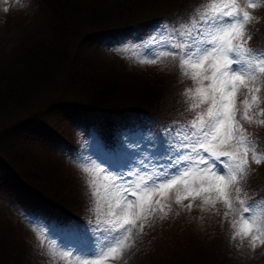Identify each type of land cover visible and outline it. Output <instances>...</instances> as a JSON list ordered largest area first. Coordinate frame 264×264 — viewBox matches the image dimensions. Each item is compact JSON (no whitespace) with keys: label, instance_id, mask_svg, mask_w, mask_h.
Masks as SVG:
<instances>
[{"label":"snow or ice","instance_id":"obj_1","mask_svg":"<svg viewBox=\"0 0 264 264\" xmlns=\"http://www.w3.org/2000/svg\"><path fill=\"white\" fill-rule=\"evenodd\" d=\"M261 7L264 0H206L186 16L160 18L155 31L175 39L160 41L157 51L159 38L151 36L137 59L151 65L169 57L177 62L180 77L193 82L181 92L193 116L183 128L157 130L156 141L148 142L151 150L131 139L132 130L123 134L126 158L98 169L110 174L103 193L95 178L85 181L95 219L59 225L56 235L42 233L41 245H50L53 259L121 260L135 237L155 219L167 218L173 204L212 212L227 223L229 243L238 249L264 246V196L249 199L242 187L252 165L264 164V142L249 131L252 125L264 126V47L250 43L251 25L259 22L255 10ZM81 171L90 176L92 168L82 165Z\"/></svg>","mask_w":264,"mask_h":264},{"label":"rangeland","instance_id":"obj_2","mask_svg":"<svg viewBox=\"0 0 264 264\" xmlns=\"http://www.w3.org/2000/svg\"><path fill=\"white\" fill-rule=\"evenodd\" d=\"M99 1L89 0L88 4L95 6ZM194 1L196 0H162L159 13H168L162 17H173L177 13L186 16L198 4L206 2H197L189 9H182L183 11H173V9L187 6ZM5 8L8 10L5 11ZM255 11L259 22L254 21L251 28L258 30L257 32L264 31V7ZM51 15L50 9L45 5L41 7L39 0H0V71L9 69L10 64L23 61L17 65L18 68L26 60H29L36 50L44 46H55L56 51L63 55L57 56L60 66L53 69L55 72L51 79L53 84L45 86V83L41 82V90L35 91L31 95H28L27 87L19 89L17 93L23 95L24 98L18 101L16 107L3 109L5 112H1L2 109H0V141L5 140L6 144L9 133L20 130L18 125L22 118L35 115L36 112H41L52 104H61L64 101L81 105L76 107L100 110L102 115L103 113L107 115L110 112H118L126 106L128 108L126 121H128L130 114L133 113L134 105H123L124 103L120 102L117 106L118 97L114 98L112 102L101 99L94 93L96 91H90L91 88L87 84L86 78L89 79L91 75L110 71H119L115 73L122 76L120 86L124 96H126V88L133 94L140 92L144 96L152 94L159 84L165 85L169 89L172 100V116L166 119L170 116L169 114L164 116L158 114L157 130L163 132L166 127L171 128L176 124L183 128L186 122L192 118L193 113L186 110L183 99L179 100L177 104L173 102L177 97L179 99L185 88L193 86L190 79L180 77L179 69L176 67L177 62L169 57L158 64L151 65L140 63L137 59L152 43L149 39L151 36L159 38L156 41L157 51L162 47L160 41L169 42L175 39L168 33L160 35L158 31H155L157 24L143 32L138 29L131 33L124 31L116 36L115 39L120 38L116 45L110 48L102 46L99 49L96 42H91L89 45L90 41H86L85 38L79 39L81 33L87 35L91 28L78 32L75 26L66 22V30L68 29L71 38L67 42L68 47L63 51L60 44L51 43L57 33V30L51 26L50 22L53 20ZM250 43L254 47H264V39L261 34H254L253 42ZM31 49V53L22 59ZM83 72L85 74H82ZM75 74L76 77L73 78L72 76ZM131 101L145 105L139 110L144 117H148L150 114L148 102L143 98ZM67 110L58 109L48 116V119L57 125L62 139L57 138L56 142L50 139L45 140L41 137L43 135L39 134V138L34 140L32 131L24 130L27 135H21V139L17 141V144H14V147L18 153L17 156H19L20 166L26 167L31 164L36 171L42 174L46 170L51 178L59 183L61 189L65 191L66 197L73 203L76 213L83 218L82 221L76 219L72 222L84 223L95 219L91 209L96 206L94 199L89 195L86 179L95 178L97 186L103 193V190L108 186L110 174L98 171V169H107L109 164L114 165L117 160L126 158V153L121 148L123 134L132 130L131 139L141 140L151 150V145L148 142L156 141L157 131L142 122L130 127H118L113 124V140L116 141V144L114 147L108 148L104 145L107 137L102 136L107 134L105 130H101L99 125L88 123L87 120L79 121L76 119L77 115H72V110ZM119 116L122 117L121 114ZM260 118L264 119V117ZM23 136L29 139L22 138ZM131 146L129 144V147ZM142 156L148 157L149 153L144 152ZM26 160L33 161V163H26ZM82 165L92 168L90 176H85L82 173ZM263 176L264 166L258 167V171L254 175L252 171V174L250 173L247 177L242 184L244 191L248 194L247 198L256 196L249 193L250 187L264 186ZM64 178L67 179L68 190L61 183ZM42 184L40 185L45 188ZM17 196L19 194L15 189L8 190L5 184L0 182V246L2 247H0V257L3 254L16 255V252L21 250L25 252L26 256H32L31 264H76L71 257L53 259L48 250L50 245L47 243L41 245L42 233L45 229L56 235L61 223L55 218L48 220L43 211L34 212L30 200ZM172 207L173 211L167 218L155 219L151 226L145 227L143 234L135 237V245L124 254L123 259L109 261V264H124L125 260L127 264L165 263L173 260L175 258L173 255L178 250H181L179 256L186 264H264V246L258 247L255 251H252L247 245L239 249L233 246L229 243V227L227 223H222L219 217L216 219L218 223L208 222L192 228L182 222L180 217L174 216L175 213H179L176 211L180 210V207L175 204ZM101 208H103V201H101ZM193 212H197L201 216L208 214V212L200 210ZM30 221L36 222L35 227L38 231H34V225ZM154 236L158 240L156 245L153 242ZM64 239L66 240V237ZM176 259L177 257L174 264H177Z\"/></svg>","mask_w":264,"mask_h":264},{"label":"trees","instance_id":"obj_3","mask_svg":"<svg viewBox=\"0 0 264 264\" xmlns=\"http://www.w3.org/2000/svg\"><path fill=\"white\" fill-rule=\"evenodd\" d=\"M161 1L162 0H100L97 5L92 6L88 4L89 0H39L41 7L45 5L50 9L52 14L51 17L53 18L50 23L53 29L57 30L51 43L54 45L60 44L63 51L68 47L67 42H69L71 38L68 29L66 30V22H69V25L75 26L78 32L91 28L92 30L90 29L87 35H82L81 33L79 38H85L86 41H90L89 45L91 42H96L99 49H101L102 46L110 48L116 45L120 39H115L118 34L124 31H126V33H131L135 29L143 32L157 24L163 15L168 14L159 13L162 4ZM201 1L206 0H196L187 6L173 9V11L189 9L197 2ZM253 33L261 34L264 39V31L261 30L257 32L253 29ZM251 42H253V40ZM31 51L32 49L26 53L22 59H25ZM57 56L63 55H60L56 51L55 46H44L36 50L31 58L26 60L25 63L18 68L17 65L21 64L23 61L10 64L9 69L0 71L1 112H5L3 109L6 108L13 109L16 107L18 101L24 98L23 95L17 93L19 89L27 87L29 91L28 95H31L33 92L41 90V82H44L45 86L51 85V79L55 75L53 69H57V67L60 66V63L57 62ZM115 72L119 71L102 72L100 74L91 75L89 79L86 78L88 81L87 84L91 88L90 91H96L94 93L101 99L111 100L112 102L114 98L118 97L117 106L120 102H123V105H134L133 113L130 114L128 121H126L128 109L126 106L118 112H110L107 115L103 113L102 115V111L100 110L85 107L80 108L76 106L81 105L64 101L61 104H52L45 110L36 112L35 115L22 118V121H20L21 123L19 122L20 125H18L20 130L11 131L6 144L5 140L0 141V182L5 184L8 190H11V188L15 189L19 194V196H17L18 198L30 200L32 210L34 212L43 211L47 215L48 220L55 218L62 225L75 221L76 219L82 221L83 218L76 213L73 207L74 205L66 197L65 191L61 189L56 180L51 178L46 170L45 173L42 174L36 171L35 167L31 164L28 166L26 165V167L20 166L18 163L19 156H17L18 153L16 152L14 144H17V141L21 139V135H27V132H24V130H31L34 140L39 138V134H42L43 136L41 137L45 140L50 139L56 142L58 140L57 138L62 139V136L58 131L57 125L52 120H49L48 116L51 112L58 109H70L72 110V115H77L76 119L79 121L83 122L87 120L88 123L99 125L101 130H105L107 134L102 135L103 137H107L105 143L110 147H114L116 141L113 140V124L118 125V127H130L138 122H142L147 123V127L157 131L158 114L160 116L169 114L170 116L167 118L165 117L166 119L172 116V100L169 95V89H167L165 85L159 84L152 91V94L150 93L145 96L140 92L138 94H133L126 88V96H124L120 86L122 76ZM82 74L85 73L83 72ZM72 77L75 78L76 74ZM261 96H264V90H262ZM139 98H143L144 101L149 104L150 114L148 117H144L143 113L139 110L140 107L145 105L131 101ZM181 99H183L182 96H180L179 99L177 97L173 102L177 104ZM119 114H121L122 117L119 116ZM101 117L103 118L101 119ZM256 126L258 125H252L249 131L253 134V137L258 136L259 139L264 142V126H258L254 129ZM35 133L36 135H34ZM22 138L29 139L26 136ZM28 162L33 163V161L26 160V163ZM262 166H264V164L259 166L253 164V175L258 171V167ZM44 179L49 181H45ZM66 180V178L62 179L61 183L65 189L68 190ZM42 183L45 188L40 185ZM249 193L256 196H264V186L254 185L250 187ZM197 210L199 209L194 207L193 210L189 212L180 208V210L176 211L179 212V215L177 216L176 213L175 215L173 213V215L175 217H180L182 222L187 223V225L192 228L199 226L198 224H205L208 222L218 223V221H216L217 216L212 212H208L205 216H201L199 213L193 212ZM155 238L156 236L153 237V242L156 245L158 240ZM180 251L181 250H178V252L173 255V258L174 256L175 258L177 257V264H186L179 256ZM3 252H5V250H3ZM31 258L32 256L28 257L24 251L22 252L19 250L16 252V255L8 256L7 254H3V256L0 257V264H31ZM175 258L171 261L158 264H170L171 262V264H174Z\"/></svg>","mask_w":264,"mask_h":264}]
</instances>
